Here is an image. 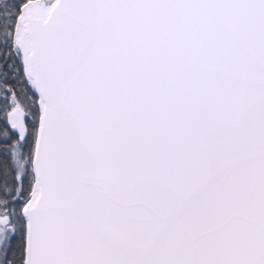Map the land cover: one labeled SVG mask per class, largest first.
Returning a JSON list of instances; mask_svg holds the SVG:
<instances>
[{"label":"snow or ice","instance_id":"snow-or-ice-1","mask_svg":"<svg viewBox=\"0 0 264 264\" xmlns=\"http://www.w3.org/2000/svg\"><path fill=\"white\" fill-rule=\"evenodd\" d=\"M0 264H264V0H0Z\"/></svg>","mask_w":264,"mask_h":264}]
</instances>
